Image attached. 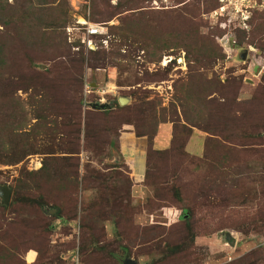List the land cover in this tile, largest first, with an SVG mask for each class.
Listing matches in <instances>:
<instances>
[{
  "label": "rangeland",
  "instance_id": "obj_1",
  "mask_svg": "<svg viewBox=\"0 0 264 264\" xmlns=\"http://www.w3.org/2000/svg\"><path fill=\"white\" fill-rule=\"evenodd\" d=\"M18 1L17 5L23 3V0ZM10 2L14 4L15 0ZM214 2L217 6L208 11L206 5ZM67 3L69 7L64 11L68 25L62 29V36L48 35L61 39L60 47L51 48L45 35V46L33 45L27 50L34 59L33 64L28 62L17 40L10 41L9 47H12L8 54L9 69L15 74L30 77L39 71L51 73L44 76L45 82L55 83L57 88H45V95L50 97L47 104L52 107L48 113L54 114L56 119H51L54 123H47L37 134H45V147L41 150H53L57 157L67 156L60 151L65 148L79 150L75 158L79 163L78 187L74 190L69 183V171L58 167L55 170L60 171L59 178H50L55 191L51 190L53 186L46 188L54 198L52 205L48 204L45 209H49L46 214L38 209V203L32 202V197L37 200L34 195L31 198L21 196L20 201L13 204L12 191L11 204L7 206L0 199V264H28L25 256L31 251H35L44 264H71L72 253L77 248L82 264H124L129 257L137 264H237L252 251L264 249V157L259 154L264 150V0H148L142 6L149 16L148 22H141L138 32L151 40L155 37L179 40L185 39L187 33L194 35V40L188 42L192 45L190 55L182 50L166 54L157 63H151L149 54L142 49L135 52L121 40L120 37H127V26L122 22L127 13L108 22L102 19L103 13L116 7L118 0H109V3L107 0H67ZM95 4L98 16L93 17ZM84 22L95 25L98 35L88 36ZM121 25V29L126 28L124 32L112 29ZM152 27L157 28L156 36L151 33ZM201 42L213 49L210 58L201 57L197 51L196 45ZM89 50H106L109 56L113 52L121 55H116L114 63L105 68H89ZM244 54L246 58L242 59ZM47 56L53 60L45 61ZM80 58L85 60L83 70ZM197 59L200 61L195 62ZM17 96L28 100V94L23 91ZM120 98L129 101L121 106ZM80 99L82 102L77 110L81 113L83 132L79 144L76 141L78 115L71 113L68 105L71 101L77 104ZM198 102V107L204 106L205 110H196ZM117 103L126 109L121 111ZM97 105L112 109V116L106 121L100 120L99 115L87 119V112L99 111L95 109ZM162 110L166 111L167 123L160 124L158 131L161 126L170 129L173 119L192 128L194 134L187 152L199 157L203 155L205 138L212 136L195 128L198 122L213 124L214 130L228 128L231 134H249L250 139H237L236 144L220 139L221 144L237 148L242 155L236 156L230 167L217 176L206 166L186 169L182 159L171 154L150 159L149 168L154 172L150 180L155 182L154 186H133L129 180L133 175L119 154L116 141L118 143L119 137L128 140L136 136L121 134V127L126 125L127 133L150 134L155 126L153 114L158 116ZM197 112L201 114L196 117ZM232 113H236L238 120L230 126L224 118ZM167 135L172 138V134ZM231 137L234 140V136ZM169 145L165 143L166 148L161 147L164 150L154 149L166 151ZM44 158L30 156L18 166L0 164V185L14 188L20 170L38 171ZM59 180L62 189L57 193ZM100 181L104 182L108 198L118 201L105 208L107 212L94 207ZM165 181L180 189L195 187L200 196L212 202L207 206L204 198L195 202L196 219L207 221L199 225L193 246L180 261H160L165 256L166 242L163 240L159 246L151 243L150 247L142 244L132 248V243L127 241L128 218L139 234L152 233L153 225L166 222L161 208L171 207L176 201L169 203L175 199L172 193H164L156 185ZM182 190L184 197L189 199V193ZM74 197H77V204L68 205ZM123 201L126 203L121 207ZM53 204L62 209L60 216L66 222L61 228L55 225L58 219L49 217L55 215L52 211H57L51 210ZM108 212H115L117 219L105 216ZM74 218L80 224L77 233H74V226H68ZM117 220L119 224L115 228ZM45 223L52 228L49 227L43 236L41 228ZM206 227L211 233L203 231ZM179 230L175 228L172 232ZM117 235H121L120 238ZM259 264H264V258Z\"/></svg>",
  "mask_w": 264,
  "mask_h": 264
},
{
  "label": "trees",
  "instance_id": "obj_2",
  "mask_svg": "<svg viewBox=\"0 0 264 264\" xmlns=\"http://www.w3.org/2000/svg\"><path fill=\"white\" fill-rule=\"evenodd\" d=\"M147 1L148 0H118L117 6L112 8V10L110 11H105V13H103L102 19L106 20L104 22H108L118 16H122L127 13L126 18L122 20L123 25L127 26V29L125 28L127 30V37L123 36L120 38L124 41V43H127V46L132 47L135 52L138 49H142L143 51H145V53H148V60L151 63L161 62L162 58L166 54L173 55L182 50L185 51L187 55H190L192 45L188 44V42L190 40H194V35L192 33H187L186 36L184 35L186 37L185 39L175 40L173 38H170L169 40H167L163 39V37H155L151 40L150 38L145 37L142 32H138V29L141 30V22L142 24L144 20L148 22L147 19L149 18V16L144 13L146 11H143L145 7H142ZM19 2L20 1L15 0V3L11 4L10 0H0V27H2V29L0 30V164L5 166H18L21 163L25 162L30 156H45L42 162V168L40 170L29 172L26 168H23L19 172V178L15 180V187L9 188L14 192L15 200L13 201V204L18 202V199L20 201L21 196L28 195L30 197L34 195L38 201L35 200V198L30 197L32 202L38 203V209L46 214L49 209L46 211L45 209L47 208L48 204L52 205L51 201H53L54 199L50 196V192H48L46 188L50 185L51 187L53 186L51 190L55 191L54 185L51 183L50 178H59L57 175H60V171H56L55 169L61 167L62 169L69 171L68 175L69 178H71L69 183L73 186L74 190L78 187L79 163H76L75 158L79 154V150H68L66 148L62 149L60 150L64 152L62 154L67 155L64 157L55 156L57 152L53 150H41L45 147V140L43 139L45 134L37 133H39L43 127H46L47 123L52 125L54 123L53 120L56 119V116L54 114L48 113L52 107L47 104V101L50 99V97L45 95V88H49L52 86L53 89H56L57 86L55 83H52L51 85L45 82L47 81V79L44 78V76L51 75L48 70L39 71L36 76L31 74L32 76L30 77L13 73V71L9 69L11 60L8 52L12 47H9L10 41L14 42V40H17V44H21L23 46V52L25 57L28 58V62L30 64H33L34 59L29 56L27 50L30 49L33 45L40 46V44H42L43 46H45L47 44L44 41L45 35L48 36L49 34L53 33L56 36H62V29H65L68 25L67 12L64 11V8L67 6L69 7V4L67 3V0H23V3L17 5ZM107 3H109V0H107ZM216 6L217 4L215 5V2L214 4L212 3V5H206L208 11H211ZM97 8V4L93 5V17L98 16ZM49 11L52 12V14ZM38 16H40L41 19H39ZM122 27V25L118 27L115 26L112 27V29L116 30L117 32H124L125 29H121ZM146 28H149L148 24H146ZM151 33L156 36L157 28L152 27ZM48 39L50 40L51 48L61 46V39H56L52 35L48 36ZM148 39L150 41H148ZM37 41H39V44L37 43ZM198 44L199 45H196V49L201 57L210 58L209 54H214L213 49L209 45H206L202 42ZM40 52L45 53L43 50H41ZM88 53L90 57L88 65L89 68H105L106 66H108V64L114 63L113 59H115L114 57L116 55H118V57H120L121 55L119 54V52H113L109 56L106 50H89ZM128 56L129 53L127 57ZM52 60L53 57L51 56H47L45 58V61ZM79 60H81L83 70L85 60L84 58H80ZM199 61V59L195 60V62ZM81 74L82 73L80 72V75ZM19 91H23L24 93L28 94L27 101H24L20 96H17V93ZM74 100L76 99L74 98ZM78 102L79 103L77 104H72L71 101V104H69L68 107H70L71 113H75L76 116L78 115L77 121H79V130L77 131L78 134H76V136L78 137L76 138V141L79 142V137H82V134L80 133L83 132V126L80 120V110H77V106L79 107L82 102L81 99L78 100ZM200 102L197 103V111L203 109L205 110L204 106L198 107L200 105ZM100 107V105H97V107L95 108L96 110H99L97 112H87V119L88 117L90 118V116L99 115L101 116L100 120L106 121L112 116V109L109 110L108 108H105L104 110H101ZM117 107L121 109V111L126 109L120 107L119 103H117ZM72 108L74 109L72 110ZM229 113L231 114V111ZM200 114L201 113L197 112L195 116L197 117V115L199 116ZM165 115V110H162L161 113L158 114V116L153 114V124H155V126L152 130V133L143 134L139 133L138 131L134 132L136 136L135 139L143 138L146 140L147 148L145 157V171H142L140 182L138 181V179L140 178L139 176L136 178H129L133 186L138 184H144L147 185V187L148 185L154 186L155 182L150 180L152 178L153 172V170L149 168L150 159L157 156L165 157L171 154H176L180 159H182L181 161L186 169L192 168L194 170L198 169L199 167L206 166L210 169L212 168V170L216 172L217 176L223 170L230 167V165L233 163V159L236 156L242 155V152L237 148L227 147L221 144L220 139L231 141L229 143L232 144H236V140H239L240 138L250 139L249 134H231L228 128H218L217 130H214L215 126L213 124L209 125L206 121V123L204 121L198 122L200 125H194V127L201 130L203 133L212 136V138H205L202 152L203 155L202 157H199L197 155L190 154V152H187L190 138L192 137V134H194L193 129L188 127L187 125H181L179 120L173 119L170 122L173 125L172 138L168 149L166 151L155 150L154 139L156 138L158 133V126L160 124L167 123ZM224 119L230 126H232V124L238 120L236 113H232V116L230 115V117ZM33 121H35L34 124H32ZM121 131H123V133H127L126 125H124V127H121ZM107 133L109 134V132ZM231 136H234V140ZM132 138H134V136ZM261 139V137H258V140ZM122 140L123 139L119 137L118 143L116 141V146L119 152H121L120 142ZM230 146L232 145L230 144ZM259 154L264 157V150L259 151ZM77 161L79 162V160ZM126 167L129 170V167L127 165ZM98 180H100V176ZM156 185L159 186L160 191H164V193H172L173 198L175 199H173V202L169 203H174L175 200V203H178V205L174 203L171 207L163 206L161 208L162 211H164L162 216L164 220H166V222L160 223L159 226L156 227L155 225H153L154 227H151L150 229L153 230L152 233L144 232L139 234L135 232L137 231V228L133 226L132 220L128 218L127 241L129 240V243H132L130 245V247L132 248L135 245H138L137 247H141L142 244H146V247H150L151 243H157L156 245L159 246L161 244L160 240H163L164 242H166L163 250V254L165 256L160 261L162 262L172 259H177V261H180L184 258L187 249H190V247L193 246V243L195 242V239L199 232V225L207 221V219H205L204 221L196 219L195 202L199 198L205 199V206L210 205L212 202H209L208 197L205 198V196H200L195 187L189 189H180L177 187H171L173 186V184L171 185L167 181L163 183H156ZM56 187L57 193H60L62 189L60 180L58 181ZM182 189H184L185 193H189V199L184 197L185 195L182 193ZM97 190L98 197L96 199L94 207L103 211L105 210V208L107 209V207L111 206L112 203L118 202L110 200V198H108L107 189L104 187V182H99V184L97 185ZM75 193L77 194V191ZM74 198L75 199L73 200V202L68 203V205L77 204V197ZM164 201L168 202L166 200ZM124 203H126V201H123L121 207L124 205ZM9 204H11V202H9ZM57 206H55L54 204L53 206H51V210H57V213L53 216H49L50 219L63 218V216H60L62 209L60 210ZM114 208L115 207H113L112 210H114ZM152 210H155V208H153ZM106 215L114 218L113 220L117 219L115 218V212H108L105 214V216ZM75 220L76 218H74L72 221ZM114 222L115 228H117L119 224L118 220ZM224 225L225 224H222V226ZM49 227L50 224L45 223L44 227L41 228V230L43 231V236H45V231L48 230ZM51 228L52 227H50V229ZM175 228H179L180 230L172 232V230ZM203 231L210 232V229H207L206 227V229L204 228ZM134 233L137 234L133 235ZM130 235L132 236L130 237ZM120 236L121 235H117L118 238H120ZM91 237H94V235L91 234ZM167 240L170 244H167ZM130 247L128 245L126 246L127 251L130 249ZM36 252L37 255H39L37 250ZM78 253L80 256V251H78ZM180 256L182 258H180ZM263 258L264 249L259 248L242 257L240 260H238L237 264H259ZM127 259H130V257ZM35 264H44V262H40V259H38L37 257Z\"/></svg>",
  "mask_w": 264,
  "mask_h": 264
},
{
  "label": "crops",
  "instance_id": "obj_3",
  "mask_svg": "<svg viewBox=\"0 0 264 264\" xmlns=\"http://www.w3.org/2000/svg\"><path fill=\"white\" fill-rule=\"evenodd\" d=\"M167 127L161 126V128L159 129V131L157 133L158 136L155 139L154 147H156L158 149H163V148H161L162 146L164 148H166V146H167V145L164 146L165 143L170 144L171 138H169L170 135L168 137L167 134H172V127L170 129ZM123 134H134V133L129 132V133H123ZM159 137H161V138H159ZM146 148H147V143H146V140L143 138H140V139L131 138L128 140L126 138L125 140H122L120 142V151L121 152H119V154L122 155L124 163L129 167V171L133 175L132 177L133 178H136L138 176L140 177L138 179L139 182L141 180L142 171L143 172L145 171ZM135 186H141V185L138 184ZM75 221H77V220H75ZM75 221L70 222L68 224V226L73 227L72 225H74ZM64 222H66V221H64L62 219H58L55 225H58L57 227L61 228L63 226L62 223H64ZM30 256H32L31 261L29 260ZM25 257H26V261L28 264H34L36 261V258H37L35 251H31V253L29 252Z\"/></svg>",
  "mask_w": 264,
  "mask_h": 264
},
{
  "label": "water",
  "instance_id": "obj_4",
  "mask_svg": "<svg viewBox=\"0 0 264 264\" xmlns=\"http://www.w3.org/2000/svg\"><path fill=\"white\" fill-rule=\"evenodd\" d=\"M246 58V54L243 55L242 59ZM128 99L120 98L119 103L121 106H124L128 103ZM101 110H104L105 107L101 106ZM12 196V191L10 190L9 186H0V199L2 200L3 205H8L10 202ZM51 213L55 214L56 211H52ZM124 264H136V262H133L131 259H126Z\"/></svg>",
  "mask_w": 264,
  "mask_h": 264
},
{
  "label": "built area",
  "instance_id": "obj_5",
  "mask_svg": "<svg viewBox=\"0 0 264 264\" xmlns=\"http://www.w3.org/2000/svg\"><path fill=\"white\" fill-rule=\"evenodd\" d=\"M86 23L87 22H84V24H86ZM85 31H86V34L88 36H96L99 33V31L96 28V26L93 25V24H89V23L85 25ZM72 226L75 227L74 228V232L77 233L79 231V229H80L79 220L75 221L74 222V225H72ZM78 251H79L78 248L75 251H73V253H72V259H71V264H81V260H80V256H79Z\"/></svg>",
  "mask_w": 264,
  "mask_h": 264
}]
</instances>
